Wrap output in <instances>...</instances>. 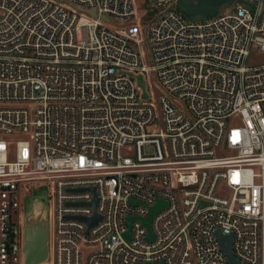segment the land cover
<instances>
[{
    "label": "built area",
    "instance_id": "1",
    "mask_svg": "<svg viewBox=\"0 0 264 264\" xmlns=\"http://www.w3.org/2000/svg\"><path fill=\"white\" fill-rule=\"evenodd\" d=\"M146 2L0 0V264L42 189L46 264H264V0Z\"/></svg>",
    "mask_w": 264,
    "mask_h": 264
},
{
    "label": "water",
    "instance_id": "2",
    "mask_svg": "<svg viewBox=\"0 0 264 264\" xmlns=\"http://www.w3.org/2000/svg\"><path fill=\"white\" fill-rule=\"evenodd\" d=\"M235 0H177L176 5L179 11L183 12L188 19L196 16H209L218 12L223 5H231ZM252 7V5L246 3ZM138 82L143 89L145 96L144 81L140 75L137 76ZM93 190V189H92ZM42 191V192H40ZM35 191L29 198L33 201L39 198L40 205L32 207L30 210L26 208L25 200V215H24V229H23V255L24 264H46L48 260V220H47V194L44 189ZM95 204V199L91 202ZM163 203L158 200L157 203L150 208L143 222L149 227L151 216L154 212L158 211ZM129 218L128 220H130ZM98 220V216L94 214L92 217L85 218L88 225L94 224ZM222 249L228 256L229 262H233L234 258L230 250V236H222L218 233ZM151 238V233L148 234V239ZM151 264V263H143ZM160 264V263H156Z\"/></svg>",
    "mask_w": 264,
    "mask_h": 264
},
{
    "label": "rangeland",
    "instance_id": "3",
    "mask_svg": "<svg viewBox=\"0 0 264 264\" xmlns=\"http://www.w3.org/2000/svg\"><path fill=\"white\" fill-rule=\"evenodd\" d=\"M133 6L135 9L136 15H135V19L133 18L132 21H135L137 23L142 22L141 26L145 30L147 27V23H149V21L151 19V14H152V12L148 8L149 6L147 5L146 0H133ZM234 8H235V4H231V5L226 4V5H223L218 10V12H216V13L231 12V11H233ZM203 18H204V16H196V17L189 19V20L192 22H198V21L202 20ZM263 62H264V51L258 52V53L253 51L247 60V65L255 66V65H259ZM147 83L149 86V90L153 92V96H156L157 92L159 91V87H158V84H157L155 78L152 75H148ZM231 122L236 123L237 120L231 121ZM13 136H22V134L21 133L13 134ZM14 155H15V148L12 145L9 147V158L13 159ZM40 192H42V191H40ZM223 193L228 195V192H226V191H223ZM39 200H40L39 198H35L33 201H30V199L28 198L26 200V208L30 210L32 207H35V209H36L37 206L40 205Z\"/></svg>",
    "mask_w": 264,
    "mask_h": 264
}]
</instances>
